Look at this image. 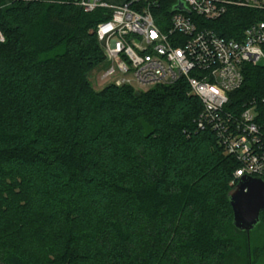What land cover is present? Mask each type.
<instances>
[{
  "label": "trees",
  "instance_id": "1",
  "mask_svg": "<svg viewBox=\"0 0 264 264\" xmlns=\"http://www.w3.org/2000/svg\"><path fill=\"white\" fill-rule=\"evenodd\" d=\"M103 17L0 0V264H261L264 213L250 236L234 227L238 164L197 127L188 83L93 87ZM262 19L232 11L218 32ZM263 95L264 68L246 66L233 97Z\"/></svg>",
  "mask_w": 264,
  "mask_h": 264
},
{
  "label": "built area",
  "instance_id": "2",
  "mask_svg": "<svg viewBox=\"0 0 264 264\" xmlns=\"http://www.w3.org/2000/svg\"><path fill=\"white\" fill-rule=\"evenodd\" d=\"M73 3L86 13H103L105 20L94 31L107 65L100 81L147 91L185 80L190 95L203 106L197 127L212 132L216 145L238 164L230 185L236 187L245 176L264 180V95L242 102L233 97L244 84L246 66L264 68L259 65L264 60V19L235 31L234 37L220 35L218 25L241 9L264 17V0ZM180 3L186 11L174 10Z\"/></svg>",
  "mask_w": 264,
  "mask_h": 264
},
{
  "label": "water",
  "instance_id": "3",
  "mask_svg": "<svg viewBox=\"0 0 264 264\" xmlns=\"http://www.w3.org/2000/svg\"><path fill=\"white\" fill-rule=\"evenodd\" d=\"M174 10L186 11L180 3ZM189 13V11H188ZM234 227L248 236L261 225L264 213V180L245 176L229 193Z\"/></svg>",
  "mask_w": 264,
  "mask_h": 264
},
{
  "label": "rangeland",
  "instance_id": "4",
  "mask_svg": "<svg viewBox=\"0 0 264 264\" xmlns=\"http://www.w3.org/2000/svg\"><path fill=\"white\" fill-rule=\"evenodd\" d=\"M260 66L264 67V60H262L260 63H259ZM107 68V65H102L101 67L97 68L92 74H91V77H90V80H91V83L93 85L94 88L100 90V89H103L107 83H104L102 81L99 80V73L103 70H105ZM143 90V89H142ZM148 91V89H147ZM136 92H142L140 90H137ZM263 226H264V218H263ZM260 247V246H259ZM254 252V258L256 260V262H259L261 261V264H264V245L258 249H255L253 250Z\"/></svg>",
  "mask_w": 264,
  "mask_h": 264
}]
</instances>
